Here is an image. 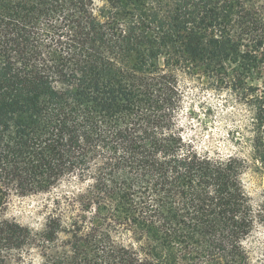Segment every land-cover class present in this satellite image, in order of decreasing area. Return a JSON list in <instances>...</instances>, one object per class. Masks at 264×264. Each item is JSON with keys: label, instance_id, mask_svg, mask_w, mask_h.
I'll return each mask as SVG.
<instances>
[{"label": "trees", "instance_id": "1", "mask_svg": "<svg viewBox=\"0 0 264 264\" xmlns=\"http://www.w3.org/2000/svg\"><path fill=\"white\" fill-rule=\"evenodd\" d=\"M263 5L0 0V264L33 248L45 264H254L264 196L255 206L244 188L247 159L185 138L176 71L247 95L264 68ZM248 98L264 173V88ZM67 178L87 188L55 200L42 231L6 217L13 195Z\"/></svg>", "mask_w": 264, "mask_h": 264}, {"label": "rangeland", "instance_id": "2", "mask_svg": "<svg viewBox=\"0 0 264 264\" xmlns=\"http://www.w3.org/2000/svg\"><path fill=\"white\" fill-rule=\"evenodd\" d=\"M96 3L101 5V0H96ZM261 11L264 15V5ZM176 74L184 95L179 120L185 138L192 141L200 151L223 155L238 154L247 159L249 165L242 176V182L253 204L259 205L264 196V173L258 171L250 159L251 151L246 138L251 136L249 132L253 118L248 103L251 99L248 97L254 96L257 89L263 90L264 68L260 74L255 73L248 78L249 92L244 97L230 89L226 81L205 76L200 72L177 70ZM86 188L87 182L67 178L50 192L26 196L15 194L10 199L6 217L34 231H42L49 215L59 208L55 200L78 195ZM68 238L66 234H60L58 245L61 247ZM119 239L125 244L131 242V237L126 235ZM247 246L253 254L254 264H264L263 230L252 236L247 241ZM41 255L40 249L33 248L25 251L19 262L14 264H45Z\"/></svg>", "mask_w": 264, "mask_h": 264}]
</instances>
